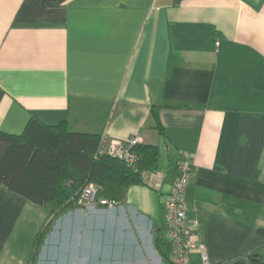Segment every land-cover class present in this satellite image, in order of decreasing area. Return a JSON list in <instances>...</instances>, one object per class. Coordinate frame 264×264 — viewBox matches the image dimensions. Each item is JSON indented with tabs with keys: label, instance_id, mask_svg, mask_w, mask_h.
<instances>
[{
	"label": "crops",
	"instance_id": "1",
	"mask_svg": "<svg viewBox=\"0 0 264 264\" xmlns=\"http://www.w3.org/2000/svg\"><path fill=\"white\" fill-rule=\"evenodd\" d=\"M32 120L107 144L138 136L161 153L116 207L59 216L36 264H166L156 229L170 244L166 200L183 157L209 264L264 256V0H0V132ZM47 215L0 184V264H28Z\"/></svg>",
	"mask_w": 264,
	"mask_h": 264
},
{
	"label": "trees",
	"instance_id": "2",
	"mask_svg": "<svg viewBox=\"0 0 264 264\" xmlns=\"http://www.w3.org/2000/svg\"><path fill=\"white\" fill-rule=\"evenodd\" d=\"M152 112L161 130L158 112L154 108ZM99 142V135L73 132L66 121L46 125L32 120L22 134L0 132V184L48 209L33 241L28 264L37 263L54 221L81 207L79 199L90 183L96 187L95 205L108 207L109 203L122 202L129 187L143 185L145 172L159 167L158 146L135 145L138 160L133 165L101 152ZM155 245L165 263L174 264L171 246L160 229H156ZM231 264H264V256L252 253L248 262Z\"/></svg>",
	"mask_w": 264,
	"mask_h": 264
},
{
	"label": "built area",
	"instance_id": "3",
	"mask_svg": "<svg viewBox=\"0 0 264 264\" xmlns=\"http://www.w3.org/2000/svg\"><path fill=\"white\" fill-rule=\"evenodd\" d=\"M140 143L138 136H132L126 140L113 139L108 144L106 137L100 138L101 152L123 158L129 164H135L138 160L133 147ZM179 178L170 187L166 200V217L168 235L170 239L172 261L174 264H191L190 255L199 252L202 264H209V255L206 245L198 241L195 230L198 227L197 219H189L185 203V191L188 178L192 175V164L187 157H183L178 163ZM96 187L90 183L82 192L79 203L83 207L95 206ZM102 202H105L102 200ZM116 203H109V208L116 207Z\"/></svg>",
	"mask_w": 264,
	"mask_h": 264
},
{
	"label": "rangeland",
	"instance_id": "4",
	"mask_svg": "<svg viewBox=\"0 0 264 264\" xmlns=\"http://www.w3.org/2000/svg\"><path fill=\"white\" fill-rule=\"evenodd\" d=\"M79 203V202H78ZM80 204V206L81 207H83L82 205H81V203H79ZM74 215H76V214H74ZM73 215V216H74ZM65 217H67V216H65ZM86 217V216H85ZM88 217H90V216H88ZM85 220H87V225L86 224H84V226H83V230L84 231H86L87 230V228H89V222H90V220H88L87 218H84V221ZM78 220L76 219V221L75 222H77ZM71 227H73V230L74 231H76L77 230V225L76 224H73V225H70ZM82 229V228H81ZM71 231V230H70ZM74 240H73V242H70L69 244L72 246V249H75V245H76V236L74 235ZM89 239H87V237H86V240L84 241V250H85V242H86V245H88V243H89V241H88ZM81 241V239L79 240L78 239V242H80ZM61 246H62V244H61ZM63 246H64V244H63ZM81 251L83 252V249L82 248H80V250L79 251H77L78 253L76 254V252L75 253H71V257H75V255H79L80 253H81ZM62 252H61V250H60V256L62 255L61 254ZM52 261V263L53 264H91V263H89L88 262V260H86V258H84V259H82V260H76V259H70V261H67V260H64V259H60L59 258V256H56V258L54 259V260H51Z\"/></svg>",
	"mask_w": 264,
	"mask_h": 264
}]
</instances>
